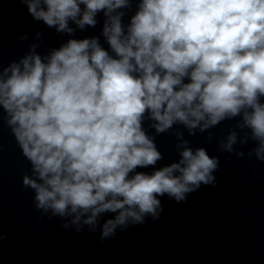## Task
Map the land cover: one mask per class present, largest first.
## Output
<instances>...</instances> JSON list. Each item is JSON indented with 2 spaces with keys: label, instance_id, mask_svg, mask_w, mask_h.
<instances>
[{
  "label": "clouds",
  "instance_id": "obj_1",
  "mask_svg": "<svg viewBox=\"0 0 264 264\" xmlns=\"http://www.w3.org/2000/svg\"><path fill=\"white\" fill-rule=\"evenodd\" d=\"M19 2L69 38L42 54L37 31L24 55L0 60V124L30 164L22 185L35 208L65 230L99 228L103 241L158 220L159 197L179 203L216 186L220 158L185 132L264 162V0ZM101 14L99 35L75 38ZM225 121L234 123L217 138L211 129ZM164 134L179 159L156 168ZM106 213L114 218L101 225Z\"/></svg>",
  "mask_w": 264,
  "mask_h": 264
},
{
  "label": "water",
  "instance_id": "obj_2",
  "mask_svg": "<svg viewBox=\"0 0 264 264\" xmlns=\"http://www.w3.org/2000/svg\"><path fill=\"white\" fill-rule=\"evenodd\" d=\"M98 19L96 28L77 31L75 38L99 35L102 14ZM37 31L43 33L38 49L42 54L69 38L34 21L19 0H0L4 65L37 42ZM22 35L28 39L21 41ZM101 43L108 47L102 37ZM233 123L225 121L211 131L220 138ZM185 136L193 147H205L209 155L220 158L216 186L202 184L179 203L167 195L159 197L163 212L158 220L148 216L143 224L118 229L114 237L102 241L99 228L65 230L60 218L49 219L35 208L34 192L22 185L23 175L31 174L30 164L8 128L0 124V264H264V162L219 151L216 140L206 141L207 133ZM156 143L164 154L156 168L179 159L175 137L159 135ZM250 147L251 143L245 152ZM114 215L104 214L100 224Z\"/></svg>",
  "mask_w": 264,
  "mask_h": 264
}]
</instances>
